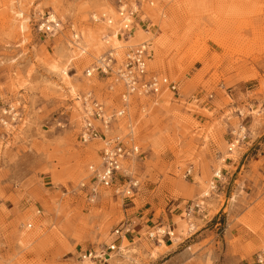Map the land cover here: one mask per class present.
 <instances>
[{"label": "rangeland", "instance_id": "1", "mask_svg": "<svg viewBox=\"0 0 264 264\" xmlns=\"http://www.w3.org/2000/svg\"><path fill=\"white\" fill-rule=\"evenodd\" d=\"M122 3L141 9L129 43L94 20H116ZM52 14L60 27L42 30ZM97 31V49L84 53L71 43L75 32L84 39ZM145 40L151 71L176 81L179 93L134 96L120 119L124 134L132 124L141 148L125 166L140 181L135 194L115 196L103 186L91 194L88 166L102 144L80 141L82 99L92 91L112 110L123 87L111 91L86 69L111 47L124 56L125 46ZM54 63L66 67L73 90ZM241 125L252 139L264 130V0H0V264H92L81 254L112 244L127 208L156 205L167 194L218 213L207 264H256L264 252V174L250 193L242 179L233 189L225 177L250 146L249 136L229 151ZM216 170L222 184L203 199ZM193 222L191 234L202 226ZM118 245L110 264H146L161 250L126 239Z\"/></svg>", "mask_w": 264, "mask_h": 264}, {"label": "built area", "instance_id": "2", "mask_svg": "<svg viewBox=\"0 0 264 264\" xmlns=\"http://www.w3.org/2000/svg\"><path fill=\"white\" fill-rule=\"evenodd\" d=\"M140 6L128 5L122 3L117 11L118 19L114 20L107 14L101 17H95L96 22L103 21L109 27L115 26L117 35L125 42H130L134 36V28L136 18H139ZM141 22V20H139ZM52 25V26H50ZM55 22H48L41 27L44 31L52 32L55 30ZM112 34L107 35L106 42L110 43ZM125 54L119 58L116 55L118 48L111 47L102 58L98 59L93 66L86 69L88 76H93L98 73L99 76L105 78L108 83V89L115 91V85L120 84V101L121 106L110 109L106 102L100 100L94 95V92H88L82 99L83 106V125L79 132L80 141L83 144L92 141H100L102 146L98 150L99 160L97 163H91L88 166L90 177L93 182L91 194H96L99 186L113 188L115 196L132 197L140 186V181L132 176V173L125 167L126 162L135 157L141 156V148L137 142L135 131L130 125L127 133H123L120 127V119L126 116V109L134 96H160L165 91H170L175 94L179 93L178 83L171 80L167 76L155 73L150 69V60L152 57L150 42L142 41L139 44H128L125 46ZM112 79V80H111ZM108 80H111L110 82ZM14 108L10 107L6 110V114L14 119ZM3 124L8 122L2 120ZM6 121V122H4ZM235 135V134H234ZM236 138L230 144L229 151H233L235 144L239 145L249 137L246 127L241 125L236 133ZM193 166L187 171V175H191ZM222 170L215 171L214 180L211 181L210 189L203 195L204 198H209L212 193L218 191L220 183L222 184ZM85 186L86 184L83 183ZM204 201L190 202L187 205L186 213L188 216L194 215L204 208ZM31 227V225H30ZM189 229L193 230L192 226ZM130 222L122 220L114 230V234L122 237L130 233ZM173 231L166 230L163 227L151 229L148 232V237L151 240L160 242L166 236H174ZM107 251H120V246L117 242L107 245ZM83 259L94 261L99 259L95 250H86L81 254ZM96 264V263H92ZM98 264H109L107 260H102ZM256 264H264V252H260L256 256Z\"/></svg>", "mask_w": 264, "mask_h": 264}, {"label": "crops", "instance_id": "3", "mask_svg": "<svg viewBox=\"0 0 264 264\" xmlns=\"http://www.w3.org/2000/svg\"><path fill=\"white\" fill-rule=\"evenodd\" d=\"M249 136L251 140L250 146H248V152H246L245 161L239 164L236 170L233 168L226 170L225 176L226 182L229 183L227 185H232L233 189L236 187V182L242 179L243 189L247 193L252 191L255 178L258 177V174H264V130L260 129L257 131L254 139H252L251 132ZM226 165L233 167L235 164L227 162ZM256 165L259 167L257 172H255ZM225 188L226 185L223 186L220 193H224ZM188 203L185 199L174 198L167 194L166 196H162L156 205L146 206L132 213H128L127 211L129 209L127 208L126 218L124 220L130 222L131 231L122 237L117 236L113 242L119 244L120 242L123 243L124 239H126L131 243L144 242L151 250L160 248L158 257L154 261L146 264H207L208 252L210 249L214 250V248H217L216 240L214 238L212 239L211 236L216 231L217 224L215 223V218L218 213L210 216L209 209L204 206L201 211L188 216L186 213ZM131 208L135 207L133 206ZM159 208H163L164 210L160 214L157 222H154L157 214L156 210ZM195 220L201 221L202 226L191 234L193 230L189 229V227H194L193 223L195 222L193 221ZM183 222L187 225L186 228L182 225ZM160 227L169 231L171 230L175 234L172 237L166 236L162 239L164 244L156 240L152 242L148 237V232L151 229ZM185 232L189 233V235L183 237ZM93 250H95L98 257H101L95 259L93 261L94 263L98 264L102 260H107L110 264L109 260L112 258V252L107 251L105 248ZM212 263L216 264L215 259Z\"/></svg>", "mask_w": 264, "mask_h": 264}, {"label": "bare ground", "instance_id": "4", "mask_svg": "<svg viewBox=\"0 0 264 264\" xmlns=\"http://www.w3.org/2000/svg\"><path fill=\"white\" fill-rule=\"evenodd\" d=\"M114 16L116 17V20L118 19V15L114 14ZM110 18H112L110 16ZM48 22H55L56 25H54V28L55 29H58L60 26V24L58 23V20H57V17L55 14H52L48 20H46ZM45 24V23H44ZM52 26V25H50ZM21 28L24 29L25 28V25L22 24L21 25ZM107 29V28H106ZM102 32L103 31H97V33H88L85 35L84 39H82L81 35H79L78 33H73V39L71 41V43L74 45V48H76L77 50H80L82 52H86L87 50L86 49H97L98 48V42L102 40V37H100L102 35ZM110 32L114 33L116 36H117V29L115 26H111L110 27ZM142 33V32H140ZM144 33V32H143ZM100 37V39H98ZM99 40V41H98ZM107 43V42H106ZM225 44V43H224ZM108 45V44H107ZM156 45H158V47L161 46V42L158 40V42L156 43ZM157 47V48H158ZM109 48V47H108ZM116 48V47H114ZM156 48V49H157ZM162 48V47H161ZM161 48H158V49H161ZM111 49V48H110ZM110 49L108 51H110ZM122 51V50H121ZM121 53V52H120ZM119 53L118 50H116V55L120 56V57H123L121 54ZM183 54V53H182ZM124 55V54H123ZM103 57V56H102ZM100 57V58H102ZM99 58V59H100ZM98 60V59H97ZM194 62V61H193ZM51 67L53 68V70H56V71H59L61 72L62 74V80L63 82H65L72 90L75 88L71 81H70V75L68 74L67 72V69L66 67L65 68H62L60 69L59 65H57L56 63L52 64ZM205 73V72H204ZM60 74V75H61ZM61 87V86H60ZM129 124V123H128ZM132 125V124H131ZM218 171V170H217ZM208 192V191H207ZM30 226V225H29Z\"/></svg>", "mask_w": 264, "mask_h": 264}]
</instances>
